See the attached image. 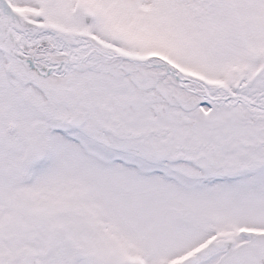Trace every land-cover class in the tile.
Here are the masks:
<instances>
[{
  "label": "snow or ice",
  "instance_id": "6c2138e0",
  "mask_svg": "<svg viewBox=\"0 0 264 264\" xmlns=\"http://www.w3.org/2000/svg\"><path fill=\"white\" fill-rule=\"evenodd\" d=\"M0 264H264V0H0Z\"/></svg>",
  "mask_w": 264,
  "mask_h": 264
}]
</instances>
